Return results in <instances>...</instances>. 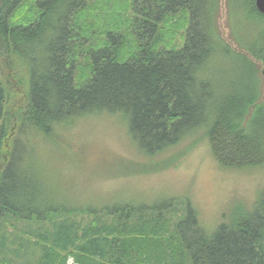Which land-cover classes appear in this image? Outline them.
<instances>
[{"label": "trees", "instance_id": "trees-1", "mask_svg": "<svg viewBox=\"0 0 264 264\" xmlns=\"http://www.w3.org/2000/svg\"><path fill=\"white\" fill-rule=\"evenodd\" d=\"M255 1L225 0L231 40L246 21L260 37L233 49L219 30L221 0H0V264H264V185L207 229L187 199L51 203L41 174L16 155L24 136L48 137L92 112L127 120L150 162L138 174L199 142L222 169L262 167Z\"/></svg>", "mask_w": 264, "mask_h": 264}, {"label": "rangeland", "instance_id": "rangeland-1", "mask_svg": "<svg viewBox=\"0 0 264 264\" xmlns=\"http://www.w3.org/2000/svg\"><path fill=\"white\" fill-rule=\"evenodd\" d=\"M220 7L219 30L233 49L237 40L252 44L260 39L246 21L243 27L235 26L232 41L225 0ZM66 122L48 137L24 136L16 148L17 157H24L41 174L49 192L46 199L54 204L94 210L130 201L187 199L201 224L212 229L236 205H252L264 185V165L247 171L222 169L205 142L194 148L183 144L162 158L173 159L181 152L174 165L170 162L162 171L138 174L137 166L147 168L149 161L131 140L123 116L86 112Z\"/></svg>", "mask_w": 264, "mask_h": 264}, {"label": "water", "instance_id": "water-1", "mask_svg": "<svg viewBox=\"0 0 264 264\" xmlns=\"http://www.w3.org/2000/svg\"><path fill=\"white\" fill-rule=\"evenodd\" d=\"M255 6L258 12L262 15H264V0H256Z\"/></svg>", "mask_w": 264, "mask_h": 264}]
</instances>
